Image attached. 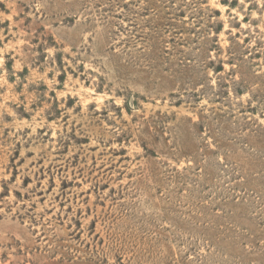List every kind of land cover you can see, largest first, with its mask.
I'll return each mask as SVG.
<instances>
[{
	"label": "rangeland",
	"instance_id": "374dc122",
	"mask_svg": "<svg viewBox=\"0 0 264 264\" xmlns=\"http://www.w3.org/2000/svg\"><path fill=\"white\" fill-rule=\"evenodd\" d=\"M0 264H264V0H0Z\"/></svg>",
	"mask_w": 264,
	"mask_h": 264
}]
</instances>
